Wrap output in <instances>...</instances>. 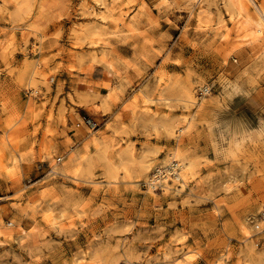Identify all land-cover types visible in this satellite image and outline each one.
<instances>
[{"label": "rangeland", "instance_id": "374dc122", "mask_svg": "<svg viewBox=\"0 0 264 264\" xmlns=\"http://www.w3.org/2000/svg\"><path fill=\"white\" fill-rule=\"evenodd\" d=\"M227 5L0 0V264H264L263 35Z\"/></svg>", "mask_w": 264, "mask_h": 264}, {"label": "bare ground", "instance_id": "6f19581e", "mask_svg": "<svg viewBox=\"0 0 264 264\" xmlns=\"http://www.w3.org/2000/svg\"><path fill=\"white\" fill-rule=\"evenodd\" d=\"M227 1H228V5L227 6H229L230 9H231V11H229V14H230L231 18L233 17V13H237L239 15L238 18H239L240 22L243 23V25H245L246 27L254 28L255 29L254 32H256V34L257 33H261L263 35V37H262L263 39L262 40L260 39L258 41L257 39H255V40H257V43L259 42L258 44H260L261 48L263 49L264 48V3L263 2H259L258 0H227ZM250 5L252 6V9H251ZM208 14H209V12L207 11L206 8L199 7L197 9L196 13L194 14V17H195V20L198 23H202L203 17L207 16ZM98 18L101 20V23H102V21L103 22L105 21V16H103V15H99ZM220 22L222 23L223 20H221ZM243 25H241V26H243ZM221 26L223 27L224 25H221ZM249 42H251V41H249ZM237 44L238 43H236V45ZM239 44L242 45V42L239 43ZM253 44H254V42H253ZM206 92L207 93H205L204 95L209 93V91H207V90H206ZM197 97H201V96L198 95ZM142 99L144 101H149V102H152V103L156 102V101H158V102L163 101V104L165 106H169L168 105V100L169 99L167 97L163 96V94H161V93H157L155 98H152V99L146 97L145 95H143ZM177 99L182 103V104L180 103L181 105H179V107L182 108L183 110L184 109H188V107H189L188 103L189 104H196L198 106L202 105L201 104L202 102L197 101L195 99V97H193L192 94L190 92H188V91L186 93H184V95H182V97L180 96ZM134 113H135V111L131 110V114H134ZM187 115H188V113L182 111V112L177 114V117L175 119L165 120L161 127H163V129H166L167 132L173 130L175 126L178 127L180 132L184 131L185 129H187V124L189 122V119H188ZM92 134H94V133H92ZM168 134H170V132ZM168 136H171V134L168 135ZM175 152H176V150H175ZM51 153H52L51 149L47 150V154L48 155H51ZM74 153L76 155L74 158H71V155H73V153L69 156L70 157V162H72V163L74 162L75 163L77 161L75 164L73 163L74 167H77L79 162H80L81 155L77 151H75ZM168 154H164V156L160 159L159 163H161L160 164L161 167L164 166L163 163L165 161L167 162L168 160H170V158L168 160H166V158L168 157L167 156ZM173 155H174V153H173ZM178 160H180V159H178ZM151 162H152V160H149L147 162H142V163H145V164L141 165V167L143 166L144 169H147L151 165ZM167 165H168V167H165V169H166V171L168 173H166L165 171L163 172L161 167L157 166L155 169L157 170V173L159 174V176L152 175V177H151L152 179L150 181H153L154 185L156 186V184H157L156 182L160 183L161 177H164V178L166 177L167 178L168 176L172 175L175 179H177L179 181L180 185L184 186L186 184L187 178H186V171L183 170L184 169L183 168L184 165H182V162L181 163L180 162L176 163L174 160H172ZM61 216H62V214L58 215V216L54 215L52 213V210H51V213H49V221L53 225H57L58 224V220L61 218ZM92 264H96V263H92ZM130 264H133V263H130Z\"/></svg>", "mask_w": 264, "mask_h": 264}, {"label": "built area", "instance_id": "2783aa9c", "mask_svg": "<svg viewBox=\"0 0 264 264\" xmlns=\"http://www.w3.org/2000/svg\"><path fill=\"white\" fill-rule=\"evenodd\" d=\"M206 90H207V91L210 90V88H209V86H208L207 84L200 86V87L198 88V95H199V96L204 95L205 93H207ZM59 160H60V159L57 158V161H59ZM152 175H157V176H159V174L157 173V170H156V169H155L154 173H152ZM163 178H164V177H161V181L163 180ZM161 181H160V183H159V182H156V183H157L156 185H160V184H161ZM147 182H148V181H147ZM263 217H264V214H263Z\"/></svg>", "mask_w": 264, "mask_h": 264}]
</instances>
